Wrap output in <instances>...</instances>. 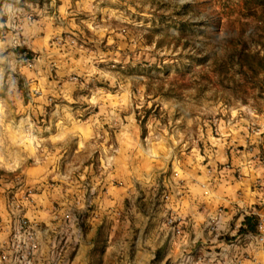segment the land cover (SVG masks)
I'll return each mask as SVG.
<instances>
[{
  "label": "rangeland",
  "instance_id": "1",
  "mask_svg": "<svg viewBox=\"0 0 264 264\" xmlns=\"http://www.w3.org/2000/svg\"><path fill=\"white\" fill-rule=\"evenodd\" d=\"M241 51L264 55V0H0V244L14 198L40 264H225L182 210L232 151L264 165Z\"/></svg>",
  "mask_w": 264,
  "mask_h": 264
},
{
  "label": "crops",
  "instance_id": "2",
  "mask_svg": "<svg viewBox=\"0 0 264 264\" xmlns=\"http://www.w3.org/2000/svg\"><path fill=\"white\" fill-rule=\"evenodd\" d=\"M259 147L264 152V135L257 142ZM227 159L231 162L228 167L211 171L207 190L193 181L186 183L190 194L185 197L183 204L187 208L182 213L190 228L185 236L188 240L194 238V242L204 240V230H209L212 220L216 229L215 232L208 231L209 238H212L210 243L214 244L213 248L221 249L214 258H225V264H264V247L257 243L256 246L253 236L237 235L245 216L264 213V165L250 158L239 157L233 151ZM238 173L243 175L242 178H237ZM227 233L235 237L229 243L219 238ZM197 248V245L186 243L183 247L185 252L193 254L192 264H197Z\"/></svg>",
  "mask_w": 264,
  "mask_h": 264
},
{
  "label": "built area",
  "instance_id": "3",
  "mask_svg": "<svg viewBox=\"0 0 264 264\" xmlns=\"http://www.w3.org/2000/svg\"><path fill=\"white\" fill-rule=\"evenodd\" d=\"M16 214L10 225V238L0 244V264H40L38 259L41 250L39 241L47 233L40 224L21 215L22 206L12 199ZM256 215L254 213H250ZM249 214V215H250ZM2 219L0 217V224ZM257 232L253 236L258 245H264V213L258 215Z\"/></svg>",
  "mask_w": 264,
  "mask_h": 264
},
{
  "label": "trees",
  "instance_id": "4",
  "mask_svg": "<svg viewBox=\"0 0 264 264\" xmlns=\"http://www.w3.org/2000/svg\"><path fill=\"white\" fill-rule=\"evenodd\" d=\"M236 57V64L245 76H251V80L258 81L264 87V55L257 53L241 51L240 56ZM216 58H218L216 56ZM256 83V82H253ZM257 216L250 214L245 216L238 234H247L256 232Z\"/></svg>",
  "mask_w": 264,
  "mask_h": 264
}]
</instances>
